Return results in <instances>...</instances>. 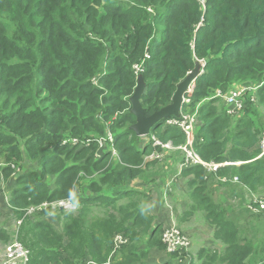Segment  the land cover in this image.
<instances>
[{"label":"trees","instance_id":"trees-1","mask_svg":"<svg viewBox=\"0 0 264 264\" xmlns=\"http://www.w3.org/2000/svg\"><path fill=\"white\" fill-rule=\"evenodd\" d=\"M198 59L205 66L193 90L192 106L199 104L193 148L206 162H242L217 173L255 191L264 185V0H0V185L11 178L8 163L19 168L8 207L21 218L44 201L72 197L77 206L75 213L47 208L23 218L16 237L28 250L27 264H105L115 234L127 242L110 264H179L176 255L149 258L134 247L140 241L164 250L154 216L139 201L146 195L129 189L132 180L147 183L158 173L151 171L156 162L143 164L149 147L139 149L129 128L135 122L129 97L141 78L140 102L152 114L171 102ZM140 63L136 75L133 65ZM257 77L263 84L255 101L246 98L235 119L212 98L216 88ZM109 134L121 162L105 149L96 156ZM150 134L184 141L175 127ZM205 172L198 165L182 173L191 174L190 209H204L222 249L202 248L189 264L260 263L264 227L251 220L252 237L243 234L199 186Z\"/></svg>","mask_w":264,"mask_h":264},{"label":"built area","instance_id":"built-area-1","mask_svg":"<svg viewBox=\"0 0 264 264\" xmlns=\"http://www.w3.org/2000/svg\"><path fill=\"white\" fill-rule=\"evenodd\" d=\"M148 55L146 54L145 57ZM201 69L199 74H202V68L205 66V61L203 59L197 60ZM133 69L136 75L143 72V64H134ZM257 86H239L227 91H222L221 89H215L214 93L212 94V98H221L223 103L232 111L242 112L244 109V101L246 98H251V101H255V95L253 90H255ZM194 81L190 83L187 87L186 92L182 97V105L180 110L179 117H171L164 121V125H174L179 127L183 133L185 134V142L179 144H173L170 140L161 141L156 136H151L149 142L151 144V152L148 153L144 157V162L153 161V160H162L165 154H169L168 150L172 151H179L183 154V162L180 164V169L197 166L200 165L205 168L206 171H216L220 166L224 165V163H216L213 161L206 162L203 161L198 153L193 148L194 142V126L196 125L198 118H197V110H198V103L194 107H192V96L194 93ZM248 93H253L249 95ZM147 140V139H146ZM77 144L78 141L76 138L70 140V143ZM107 147L108 151L110 152L111 158H116L117 153L114 147V138L111 134L108 135L106 140H102L99 144V148ZM259 147H260V154L262 156L264 154V131L261 133L259 137ZM98 153L96 154V156ZM3 163H0L2 166ZM13 169L11 174V178L15 179L19 168H16L14 164L8 163ZM224 181L225 178H222ZM233 181H238L237 177L233 178ZM4 183L0 185L3 187ZM5 192V190H4ZM247 208L264 218V195L257 194L250 192L249 196L247 197ZM47 208H59L66 212L75 213L77 211V206L72 202V197L66 200H58L52 202H42L40 204L28 206L24 212L23 217L16 218L14 214L11 213L13 216V220L16 224V229L13 232V239L7 245H5L3 253L1 255L2 261L0 264H27L28 261V250L22 246V244L17 240L16 233L18 227L22 224L24 217H31L36 213H39ZM161 241L164 246V252L167 255H176L175 262L181 264H189L188 261V253L190 248V240L185 233L180 230L174 222L163 226V231L161 234ZM127 242V237L123 234H115L112 239V251L115 252L119 249L123 244ZM186 253V255H185ZM184 255V256H183ZM85 264H99L93 262L91 260H86ZM108 264V261L105 263Z\"/></svg>","mask_w":264,"mask_h":264},{"label":"crops","instance_id":"crops-1","mask_svg":"<svg viewBox=\"0 0 264 264\" xmlns=\"http://www.w3.org/2000/svg\"><path fill=\"white\" fill-rule=\"evenodd\" d=\"M193 99H194V97L192 96V102H193ZM180 110H181V107H180ZM180 110H179V115H180ZM160 127L162 129L166 128V127H175V128H178L183 133V131L179 127L174 126V125H164V122ZM197 127H198V121H197L196 129H197ZM195 133H196V131L194 132V141H195ZM151 136H155V134H150V132H149L147 135H145L142 138L137 136L138 142L136 141V144H138L139 149L141 148L142 150H145L147 147H149L148 153L151 152L152 148H151V144L149 142V139ZM145 137H147V138H145ZM183 137H184L183 142H185L186 138H185L184 133H183ZM171 141H173V140H171ZM114 146H115V141H114ZM178 153H180V152L179 151L178 152L173 151L169 154H165L163 159L160 160V161H164V160L165 161L162 162L160 165H156V167L151 168V171L158 172L155 176H153V177H155L154 180H150L149 182L145 183L143 180L137 179L134 183L133 182L129 183V189L133 188V190L136 192L144 193L146 195V200L149 199V201H150V199H151L152 207L154 208V222L156 223L155 219L157 217V219L160 223H162V222L164 223V226L170 224L171 222H174L176 224V222H175V218H174V216H172V214H170V213L168 214L167 210L162 209V206H164V203L166 204L167 201L165 202V198H163V195H162L163 191H159V188L157 186L159 181L166 179L165 180V189H164V185H163V190H168V188L171 186V184L174 183L175 178H177V181H175V183H177V185H178L177 187L180 191H182V192L184 191L185 197H186V199L183 198L185 200H183L182 206L184 207L187 202L191 203L189 208L193 205V202L190 199V195L188 197L189 183H187L188 180L191 178V174L190 173H187V174L182 173L183 170L186 169V168L180 169V164L183 162L184 157H183L182 153H181V157L179 156ZM146 155H144V157ZM157 161L158 160H153L152 162H157ZM144 163L145 162L143 159V164ZM216 163H218V162H216ZM240 163H242V162H240V161L227 162V163H224V165H222L220 167H223L226 165H239ZM187 168H190V167H187ZM218 169L216 171H206L205 170L206 171L205 177H204L205 185L204 184L202 185V183L200 182L199 186L203 187L204 192L207 193V196L210 198V200L214 204H216V202L218 200L224 199L226 195H229L230 199L228 200V205H234V208L232 210V214H233L234 219L230 220V221H232L238 227V229H240L241 232L244 234L246 231L251 230L250 224H251L252 217L260 216L258 214L251 212L247 208V206H246L247 197L249 196L250 192L257 193V194H260V193H258L257 190L254 191V190L249 189L245 185H241L239 179L237 182L233 181V178L236 177L235 175L231 178L226 176V175H223V176L218 175V173H217ZM222 178H225V180L223 181ZM14 180L15 179L10 178L8 180V182H6L7 184L4 183V184H6V189H5V192H3V197H0L2 199V201L5 202L7 207H8V200L10 199V193H11L12 188H13L12 184H13ZM226 183H228V184H226ZM261 187H258L257 189H259ZM180 199H181V196H180ZM167 208L170 209L169 204H167ZM189 210H191V209L187 208V210H185L183 212L182 217H185V215H188L187 213L189 212ZM9 211H10V213H12L10 208H9ZM198 213H202L205 220L208 219L205 216L206 212L204 211V209L202 211H199ZM261 218L264 219L262 216H261ZM164 221H166L167 223H165ZM206 222H207V220H206ZM6 228L7 227H5V229ZM185 230H186L187 234H190L188 229H185ZM211 236H212V238H211V241H212V239H214L213 238L214 234L211 233ZM187 237L189 238L188 235H187ZM189 240H190V238H189ZM202 248L203 247H200L198 249V251ZM194 250L195 249L192 246V241L190 240V248H189V253L187 256L189 262H191V261L196 262V252H198V251H194ZM185 255H186V253H185ZM107 261L109 264V259H107ZM261 263H264V258L260 261V263H256V264H261ZM83 264H85V262Z\"/></svg>","mask_w":264,"mask_h":264},{"label":"rangeland","instance_id":"rangeland-1","mask_svg":"<svg viewBox=\"0 0 264 264\" xmlns=\"http://www.w3.org/2000/svg\"><path fill=\"white\" fill-rule=\"evenodd\" d=\"M247 81H249L248 84H246ZM261 82H262L261 77H257L255 79L249 78V80L244 79L242 81L240 80V81L234 82L231 84V86H229L227 88H223V89L222 88H216V89H221L223 91H227V90L235 88V87L250 86V85H255V84L261 83ZM251 94H253V93H248L246 97H248ZM216 105L219 108L225 109L227 111L228 115L232 119H235L237 116L242 115V112H236V111L230 110L223 103L221 98H219V100L216 102ZM194 106H195V104H194ZM196 125H197V123H196ZM196 125L194 126V132L196 131ZM70 144L74 145V144H72V142ZM76 146H81V145H76ZM168 151L170 153L173 152L172 150H168ZM148 152L149 151H147L145 153V155ZM178 154L181 157V153H178ZM164 161H157L156 165H160ZM3 162H4V157L2 155H0V163H3ZM165 180L159 181L158 185H157L159 188V191H163L162 195H163V198H165V202L167 201V203L166 204L164 203V206H162V209L167 210L168 214L170 213V214H172V216H174L177 227L180 230H182L183 233L187 234L185 229L189 230L190 234H187V235L189 236L190 240L192 241V246L195 249L194 251H198V249L200 247H203V248L208 249V250L210 249V250L220 251L222 249V244L218 240H216L214 238V236H213L214 239H212V241H211V238H212L211 233H213V231H214V226L210 224L208 219H206L207 220V222H206L202 213H198L199 211H202V209L199 207H196L194 209L189 210V212L187 213L188 215H185V217H182L183 212L185 210H187V208L190 209L192 207L191 206L189 208L191 203L187 202L184 207L182 206L183 200H185L186 197H185L184 191L183 192L180 191L177 187L178 186L177 183H175V181H177V178H175L174 183H172L171 186L168 188L169 191L163 190V185H164V189H165ZM45 181L47 182V184L49 186L52 187L53 177H51V176L46 177ZM135 181H136V179L132 180L133 183ZM6 184H4L3 187H1V189H0V197H3V192L6 189ZM257 192L264 195V185L261 188L257 189ZM133 194H136V193H132V195ZM180 196H181V199H180ZM188 197H189V194H188ZM183 198H185V199H183ZM229 199H230L229 195H226L224 199L218 200L217 202L215 200L214 201L217 204V208L224 214V216L228 219L233 220L234 217L232 214V210L234 208V205H228ZM139 201L145 207V209L147 208L148 213L151 214L152 216H154V208L152 207L151 199L149 201V199L146 200L145 198H141V200H139ZM167 204H169L170 209L167 208ZM13 219L14 218L11 215L9 208L7 207L5 202L2 201V199L0 198V225L3 227V230L6 232V234L4 233V235L0 236V263L2 261L1 255L3 253L4 247H5V245H7L9 242L12 241L13 232L16 229V224H15ZM46 219H48L57 229H60L59 223H57L55 221V218L52 214H47ZM155 221L157 223V228H158L157 236L161 240L160 235L162 234L164 223L163 222L160 223L158 221L157 217H156ZM252 221L254 223H256L257 225L260 224L261 228L264 227V219H261V218L258 219V218L252 217ZM164 222L167 223L166 221H164ZM253 226H254V224H253ZM5 227H7L6 228L7 230L5 229ZM245 235L249 238L252 237L251 231H246ZM5 236L8 237L7 240H5ZM139 242L134 243L135 249L147 251V257H149V258H161V257L165 256V254H166L164 252V250H157L156 248L149 249V248H146L145 242L141 245L139 244ZM120 248L117 249L115 252H113L112 247H111V252H110L109 257H108L109 264H110V260H111L112 256L115 257L116 255H118V252H120L119 251ZM196 255H197V252H196ZM149 260L147 261L148 263H150ZM196 262H198L197 257H196Z\"/></svg>","mask_w":264,"mask_h":264},{"label":"water","instance_id":"water-1","mask_svg":"<svg viewBox=\"0 0 264 264\" xmlns=\"http://www.w3.org/2000/svg\"><path fill=\"white\" fill-rule=\"evenodd\" d=\"M199 65L177 85L172 96L171 102L159 110L147 115L145 108L140 102V96L145 89V84L138 78L133 93L129 97L130 113L134 116L135 122L129 127L138 137H144L152 128L159 127L162 121L170 116L179 117V110L182 105V96L190 85L191 81L197 76Z\"/></svg>","mask_w":264,"mask_h":264},{"label":"clouds","instance_id":"clouds-1","mask_svg":"<svg viewBox=\"0 0 264 264\" xmlns=\"http://www.w3.org/2000/svg\"><path fill=\"white\" fill-rule=\"evenodd\" d=\"M145 55H146V54H145ZM147 55H148V54H147ZM142 64H143V63H142ZM198 65H199V63H198ZM199 66H200V65H199ZM143 69H144V67H143ZM200 69H201V67H199V69H198L197 76L200 75V74H199ZM189 73H190V72H189ZM189 73H188V74H189ZM188 74H187V75H188ZM187 75H186V76H187ZM195 78H196V77H195ZM195 78L191 81V82L194 81V84H195ZM137 81H138V80H137ZM262 84H263V81H262L261 83H257V84H255V85H252V86H257V88H256L255 90H253V93H256L257 89H258ZM135 86H136V85H135ZM134 88H135V87H134ZM133 90H134V89H133ZM182 97H183V96H182ZM207 99H208V98H207ZM207 99H204V100L206 101ZM198 106H199V105H198ZM171 117H174V116H170V117H168V118H171ZM168 118H166V119H168ZM166 119H164L163 122H164ZM162 124H163V123H162ZM162 124H161V125H162ZM161 125H160V126H161ZM160 126H159V127H160ZM145 138H146V137H145ZM171 142H172V141H171ZM173 144H174V143H173ZM114 147H115V146H114ZM103 149H105L106 151H108L107 147L102 148V149H99L97 157L101 154V150H103ZM115 150H116V147H115ZM108 152H109V151H108ZM116 153H117V150H116ZM109 154H110V152H109ZM198 155H199V154H198ZM109 156H110V155H109ZM110 160L121 162L120 159H118V154H117V157H116V158H111V157H110ZM236 177H237V176H236ZM51 202H52V201H51ZM161 242H162V241H161Z\"/></svg>","mask_w":264,"mask_h":264}]
</instances>
